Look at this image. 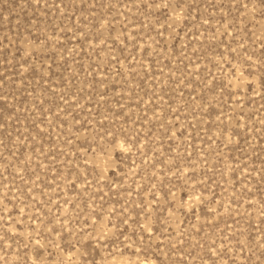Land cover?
Listing matches in <instances>:
<instances>
[{
	"label": "rangeland",
	"instance_id": "obj_1",
	"mask_svg": "<svg viewBox=\"0 0 264 264\" xmlns=\"http://www.w3.org/2000/svg\"><path fill=\"white\" fill-rule=\"evenodd\" d=\"M0 264H264V0H0Z\"/></svg>",
	"mask_w": 264,
	"mask_h": 264
}]
</instances>
